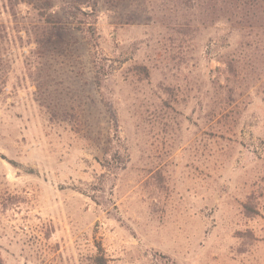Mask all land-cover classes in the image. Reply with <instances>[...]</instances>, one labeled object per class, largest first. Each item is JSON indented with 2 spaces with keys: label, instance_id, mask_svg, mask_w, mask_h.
<instances>
[{
  "label": "rangeland",
  "instance_id": "rangeland-1",
  "mask_svg": "<svg viewBox=\"0 0 264 264\" xmlns=\"http://www.w3.org/2000/svg\"><path fill=\"white\" fill-rule=\"evenodd\" d=\"M223 14L0 0V264H264V32Z\"/></svg>",
  "mask_w": 264,
  "mask_h": 264
},
{
  "label": "trees",
  "instance_id": "trees-1",
  "mask_svg": "<svg viewBox=\"0 0 264 264\" xmlns=\"http://www.w3.org/2000/svg\"><path fill=\"white\" fill-rule=\"evenodd\" d=\"M199 4L207 2L213 12H223L225 19L234 29H241L244 25L264 32V0H198ZM225 21V22H226ZM218 68L225 81L234 75L232 61H222Z\"/></svg>",
  "mask_w": 264,
  "mask_h": 264
}]
</instances>
